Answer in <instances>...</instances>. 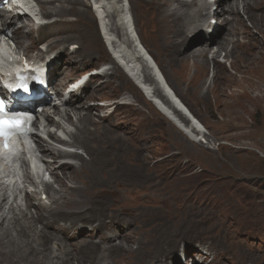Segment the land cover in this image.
I'll use <instances>...</instances> for the list:
<instances>
[{
  "label": "rangeland",
  "instance_id": "obj_1",
  "mask_svg": "<svg viewBox=\"0 0 264 264\" xmlns=\"http://www.w3.org/2000/svg\"><path fill=\"white\" fill-rule=\"evenodd\" d=\"M191 1H179L180 10H189L197 22L179 31L176 38L182 42L177 52L160 44L155 34L160 20L155 19L153 8L145 0H121L120 6L130 17L134 44H143L178 97L206 128L204 144L191 140L161 114L111 56V62L104 55L97 56L101 52L110 55L111 51L104 43L102 20L96 18L92 1L79 2L90 14L85 18L73 12L48 19L61 32L56 38L58 43H50L47 31H41L40 27L47 28L46 19L38 28L33 25L36 38L26 41L28 47H36L31 52L33 61L57 53L54 64L60 66L61 73L54 75V83L58 84L63 75L75 76L62 95H50L56 107L47 109L61 125L51 130L70 143L69 133L77 132L79 114L90 106L94 109L87 110L90 118H85L84 124L98 133H86L89 137L83 145L69 146L92 167H82L78 158L61 156L57 162L67 163L68 167L55 170L56 182L45 169V163L53 161L52 151H48L51 155L38 152L36 158L46 171L43 177L31 176L25 181L22 171L21 182L0 185V192L6 190V208L11 203L24 207L26 192L36 193L33 201L51 204L46 184L62 199L51 214L57 222L44 227L68 246L49 259L47 249L37 252L20 243L22 250L29 249L21 252L19 264H264V8L257 10L263 22L258 32L240 2H236L238 12L232 17L228 10L235 0H226L223 17L214 13L220 7L217 0H194L199 13L188 8ZM59 4L67 5L61 0L43 7L53 10ZM204 13L211 18H203ZM75 16L86 23L75 24ZM225 18L230 22L242 20L243 28L251 32L247 35L239 29L233 37L239 43L237 48L230 45L221 51L217 65L210 57L226 37V24L230 22ZM24 20L33 24L28 17ZM71 24L90 31L88 38L93 44L89 51L88 44L79 47L77 37L62 41ZM169 25L175 27L176 21L170 20ZM25 33L26 37L31 36V30L23 28L22 37ZM209 38L216 42L208 45L211 51L207 67L193 65L189 60L184 69V57L206 45ZM7 45L17 57H28L17 41L10 39ZM75 80H79L77 84L84 81L78 91L71 83ZM73 88L76 96L70 98L74 99L75 108L62 106L63 95L72 93ZM36 108L40 122L45 123L42 113L46 106ZM65 111L71 115L70 123L64 118ZM183 122L187 123L184 119ZM41 134L46 138L44 145L65 148L52 141L47 131ZM65 171L70 178L58 181ZM68 188L74 189L72 195ZM37 227L43 224L38 223ZM110 238L108 248L112 252L102 250L103 240ZM2 239L7 242L8 236ZM119 243V249L115 248ZM7 249L3 248L1 256ZM36 256L40 262H27ZM9 264L18 263L13 260Z\"/></svg>",
  "mask_w": 264,
  "mask_h": 264
},
{
  "label": "bare ground",
  "instance_id": "obj_2",
  "mask_svg": "<svg viewBox=\"0 0 264 264\" xmlns=\"http://www.w3.org/2000/svg\"><path fill=\"white\" fill-rule=\"evenodd\" d=\"M36 1L39 7V15H41L42 18L47 20L46 22L47 28L40 27V29L42 28L41 31H47V35L51 40L49 42L52 44L54 42L58 43L57 42L58 40L56 38L60 36L61 32L57 26L53 25L48 20L50 19L51 16L55 15L59 17L61 16L62 13L65 15L71 13L72 15L74 12L75 14L80 16L79 18H85L89 14L88 11H85L84 9L81 8V3H79L81 2V0H63V2H65L67 5L59 4L53 10H47L43 6H45L48 3H53L55 1L61 2V0H36ZM90 1H92L93 12L96 18L98 17L99 20H102L100 27H102L103 30L102 31L103 40L107 48H109V50L111 51L110 55L107 52H101L102 55H100L99 53L97 54V56L101 57L104 55V58L106 60H109L110 62H111L110 60V56H111L116 61V64L118 68L121 69V72L124 73V75L127 78H130L133 84L138 89H140V91L143 93L145 97L151 100V103L161 114H163L167 119H169L180 131H182L191 140L203 144L206 143L207 142V139L205 137L207 136L206 128L196 118V116L191 112V110L184 104V102L178 97L176 92L168 83L164 73L161 71L160 68H157L155 63L152 61L149 52L146 50L143 44L140 41H138V39L137 41L139 43L137 44H134V42L136 41H132L131 39L132 37L130 33L131 20L128 19V14L125 11V9H123V7L120 6L121 0H90ZM145 1L149 4L150 7L153 8L152 12H154L155 19L159 18L160 20V25H159L160 29L159 28L155 29V31L157 32L155 34L159 37L161 41L160 44L172 52H177L182 42V40L176 38L177 35L179 34V31L182 29H187L188 27L196 24L197 21L193 20V18L190 17L191 12L189 10L187 9L182 11L180 10L179 8L180 0H145ZM0 2H1L0 19H2L3 21L0 27V36L8 35L13 40L17 41L18 44L22 45L24 49L27 51V56L29 57V59L35 60L34 56L31 55V52L35 51L32 49L33 48L35 49L36 47H28L26 43L27 39L35 40L36 37H34V33H33L35 29L33 24H29L25 20L23 21V19L27 17L28 19L33 21L32 18L26 12L22 11V8H19L18 6H14L12 2H10V0H0ZM70 2L71 4H69ZM217 2H219L220 7H218L219 10L214 11V13L218 12L223 17H225V9L223 7L224 5L225 6L227 5L225 4L227 1L217 0ZM221 2L223 3L222 6H221ZM236 2H240L242 4V8H241L243 9L242 11L246 13L248 18L250 19L253 28H255L256 30H258V32H260L261 29L263 28V22L260 21L262 18H259L260 14L257 13V10L264 8L263 0H241V1L235 0L233 5H231L228 10L232 15V17L236 16L238 12V6L236 5ZM4 3L6 4L4 5ZM193 3H195L194 0L189 2L187 4L188 8H190V10H192L193 13H199L197 6ZM29 5H31V2H29ZM74 5L75 6L78 5V6H76L73 9ZM7 6L9 7L7 8ZM30 10L31 11L34 10L33 13H35V8L34 9L30 8ZM208 14L209 13H204L202 17L203 18L210 17L208 16ZM170 20L176 21L175 27L169 25ZM224 20L229 23L231 19L229 20L228 18H225ZM72 22H74L75 24L83 25L86 23V20L78 19V17L75 16V21ZM21 23L23 24L22 27L19 26ZM243 24L244 23L242 20L233 21V22L231 21L230 24L228 25L226 24V37H224L223 40L220 42L219 49L215 50L210 57V60L213 63L218 65V63L216 62L217 58L219 57L221 51H226L227 46L229 47L231 45L232 49L237 48V45L239 43L234 42L233 37L236 36L239 29H243L244 33L250 35L251 30L243 28ZM71 25H72L71 28H69V34L65 38H63L62 41L71 40V39L73 40V37H77L80 39L79 47L88 44L89 46H87L86 50L89 51L93 44L91 38L90 37L88 38V33L90 31L88 29H85L83 26L79 28L78 27L74 28L73 24ZM23 28L31 30L30 37H26V33L25 36L22 37L21 32ZM73 31L74 33H76L75 35H73ZM128 33H130V35ZM42 40L44 39H41L40 41ZM208 40L209 41H207L206 45L198 48L197 50L193 51L190 55L184 57L183 59L184 69L188 68L189 60H192L193 65L207 67V65L210 62L208 58V54L211 51L210 50L211 47H209L210 46L209 44L216 42L215 38L213 39L209 38ZM225 55H227V53ZM50 56L51 55H47V57L41 58L40 61H42L43 66L40 69L36 70L35 72L38 75L41 82L43 83L42 86L39 88V90H37L38 93H42V96L32 101L30 107L32 111L34 110L37 111L36 109L37 105L42 104L46 106V108H43V113H42L43 118H45L46 120V124L43 127V129L47 131L46 135L52 141H55L59 144L66 146H79V145L81 146L84 144L85 138L89 137L88 135H86V133H89L92 136H96L98 133V130H91L84 124L85 118H90L89 112L87 110L89 109L93 110L94 108L89 106L87 107V109H85L84 114L82 113L80 115L78 113L79 126L77 128L76 133L73 132L69 133L72 139L70 143L69 141L61 139L56 134V132H53L51 130V127L55 126L57 129H59L61 128V125L60 123L56 122L51 118V115L47 109V107L48 106L50 107L51 105H52L51 107H56L55 105H53L52 103L53 99H51L50 95H54V96L62 95V90L67 86L70 80H73L75 76H73L71 73L67 75H63L58 79V84H55L53 80L54 75L56 73L58 75L61 73L58 72L60 66L54 64V59L57 58L58 54L57 53L53 54V57H51L53 59H51ZM37 58L39 59V57ZM83 82L84 81H81L79 84L83 85L84 84ZM70 96H73L75 98L76 96L75 92L72 91L71 93L70 91V93L63 95L61 105L71 106L72 108H75V105L73 103L74 99H71ZM88 96L89 94L88 95L86 94L85 98L86 97L88 98ZM56 112L60 113V110L56 109ZM67 116L68 118H66ZM64 118L66 119V121L69 120V123L71 122L70 119L71 115H69V113H67L66 111L64 113ZM183 119L187 121L186 124L183 122ZM102 133L107 135L106 132L102 131ZM33 138L38 146V150L42 153V155H46V154L51 155L50 152L52 151L51 158L54 157L52 158L53 161L46 162L45 169L47 172L50 171L56 182H57V175L55 170L57 168H65L66 166L68 167V165H66L67 163L59 164L57 162V159H61V156H63L62 158H68V159L72 157L76 159L78 158L82 161V165H81L82 167H86V168L92 167L90 163L86 162L85 160H82L76 152L74 153L72 151L73 152L72 153L64 149L61 150L50 147L48 144L44 145L43 144V142H45L44 139L38 135H34ZM48 151L50 152L48 153ZM41 160H43V158H41ZM30 176H31L30 173H27L26 179L27 180L30 179L31 178ZM69 178H70L69 173L65 171L62 173V175L59 176L58 181L65 182V180ZM30 181L32 182V180ZM0 185L2 184L0 183ZM68 189L70 190V194L72 195L74 189L73 188L71 189L68 188ZM45 192L47 193L49 200L52 201V203L49 205H43L39 200L33 201L34 199H36L35 192H26L24 207H21L19 205L13 206L11 203L9 206H7V208L5 207L7 203L6 190L0 192V229L2 231V234H0V253L3 251V248L6 247L7 249L8 247L7 249L8 251H6L4 256H1L0 254V262L9 264L11 261L14 260V262H17L19 264L22 261L21 252L27 251L29 248L37 252H41L40 250L42 249H47L48 256L50 259V257H55L58 255L56 251L61 252L68 246L67 242H64L56 234L47 231L45 229L46 227H44L46 225H49V223H51L52 221L57 222L51 218V214L62 200L60 197L61 195L59 196L57 194H54L50 184H46ZM30 207L34 209L35 213L31 212ZM38 223L43 224V227L38 228L37 227ZM70 228L73 229V227ZM115 234L116 233L114 232V235L113 236L111 235V238L114 237ZM4 235L8 236L7 242H4L2 239V236ZM111 238L108 241L103 240V247L101 248L102 250H107L112 252L108 248L109 241L111 240ZM20 243L24 244L26 247L29 248H27L26 250H22ZM87 244L91 245L92 243L90 242ZM120 245L121 243H119L115 248L119 249L118 246ZM53 248L55 250H53ZM11 257H13V260H11ZM39 258H40L39 256H36L31 258L32 261L30 260L27 262L38 263L40 262ZM137 260H139V258H137Z\"/></svg>",
  "mask_w": 264,
  "mask_h": 264
},
{
  "label": "snow or ice",
  "instance_id": "obj_3",
  "mask_svg": "<svg viewBox=\"0 0 264 264\" xmlns=\"http://www.w3.org/2000/svg\"><path fill=\"white\" fill-rule=\"evenodd\" d=\"M19 88L28 90V87L23 81H21L18 85ZM4 104L3 101H0V112H4ZM27 120L24 117H0V137L4 139V146H8V140L10 135L15 132H26Z\"/></svg>",
  "mask_w": 264,
  "mask_h": 264
}]
</instances>
